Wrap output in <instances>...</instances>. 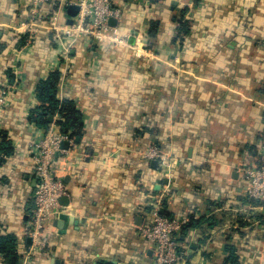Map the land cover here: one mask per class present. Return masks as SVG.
<instances>
[{
    "label": "crops",
    "instance_id": "0c3cea01",
    "mask_svg": "<svg viewBox=\"0 0 264 264\" xmlns=\"http://www.w3.org/2000/svg\"><path fill=\"white\" fill-rule=\"evenodd\" d=\"M113 2L123 11L113 26L145 38L139 55L134 37L128 45L82 40L66 60L48 21L17 30L30 0H0V87L15 85L1 119L13 148L1 156L2 234L14 236L23 264L35 206L30 145L47 129L29 116L39 83L59 70L58 97L76 102L84 124L56 167L71 219L49 221V244L29 264H156L140 230L155 210L188 218L183 264H225L233 243L242 264H264V234L240 221L254 212L244 168L264 143V0ZM153 146L169 155L168 169L146 155Z\"/></svg>",
    "mask_w": 264,
    "mask_h": 264
},
{
    "label": "built area",
    "instance_id": "2783aa9c",
    "mask_svg": "<svg viewBox=\"0 0 264 264\" xmlns=\"http://www.w3.org/2000/svg\"><path fill=\"white\" fill-rule=\"evenodd\" d=\"M49 0H30V10L27 20L22 22L17 30L34 32L36 27L43 26L48 21L47 27L53 31L61 54L69 60L71 49L80 40H89L94 44L102 42L128 45L134 37L132 47L139 55L145 38L141 33H123L113 26L111 19H121L123 11L114 5L113 0H61L58 10L54 11L50 20L43 18V6ZM75 4L79 7L78 13L73 17L74 22L67 24L60 21L62 14L66 13L68 5ZM68 16V15H67ZM69 18V17H68ZM68 62V61H67ZM15 89V85L5 83L0 87V132L1 119L9 98ZM57 115L54 117L57 119ZM38 136L30 145L31 162L36 175L34 189L35 206L32 211V220L27 231L32 243L27 252L23 264H29L32 253L43 251L49 244V221L64 212L66 205L61 198L67 194L65 182L56 171L57 164L64 155L69 154V147L62 146L64 141L70 145L74 143V137L68 132L61 131L59 125L52 123L47 129H40ZM2 137L0 136V143ZM147 156L159 160L161 169H168L171 160L169 155L151 147ZM6 157V154H1ZM244 175L248 183V195L257 200L258 206H251L254 212L264 211V143L259 149V160L244 168ZM187 217H170L155 210L153 219L141 227V232L153 247L156 264H183L186 260V250L179 240V234L188 223Z\"/></svg>",
    "mask_w": 264,
    "mask_h": 264
},
{
    "label": "trees",
    "instance_id": "16d2710c",
    "mask_svg": "<svg viewBox=\"0 0 264 264\" xmlns=\"http://www.w3.org/2000/svg\"><path fill=\"white\" fill-rule=\"evenodd\" d=\"M158 1V0H157ZM56 3V0H53ZM47 5V3H46ZM45 6V5H44ZM43 6V8H44ZM53 10V11H52ZM54 8L49 10L50 12H43V18L45 20H50L52 13L54 12ZM52 11V12H51ZM176 23L179 24V27L185 25L186 22L180 19V17L176 16L174 18ZM154 24H156L154 22ZM155 25L152 26L151 34L155 35V30L153 29ZM178 30V28H177ZM176 40L178 39V31L176 34ZM23 41V39L21 40ZM82 41V40H80ZM61 79V72L59 70L52 71L49 76L42 80L38 86V97L40 100V104L36 107L30 114L29 119L33 123L42 126L44 128H48L51 124V117L58 116L56 119V123L59 125L60 129L64 133H70L73 137H80L83 135L84 124L82 121V112L77 108L76 102L73 99H63L61 100L58 97L59 83ZM0 136L3 137V141L0 143V164L3 162L1 159V154L3 153H11L13 148L8 140L7 134L3 131ZM250 198V197H249ZM251 206H258V201L250 198ZM242 216V215H241ZM251 221L243 222V217L240 220L244 223V226L250 225L253 227L251 232L256 233V236L259 235V232L263 233L264 228V214L259 212H253L250 215ZM259 223V226H256L257 230L255 231L254 225L255 223ZM241 223V225H243ZM190 224H186L184 229H187ZM236 233L240 235H247L246 231L243 232L241 229L236 230ZM262 238H260L261 240ZM259 240V241H260ZM229 255L225 259V264H242L241 257L237 254L238 246L236 243L231 244L229 247ZM0 252L4 253L6 257L7 264H22L20 262V254L17 251V241L13 235L2 234L0 230Z\"/></svg>",
    "mask_w": 264,
    "mask_h": 264
},
{
    "label": "water",
    "instance_id": "95a60500",
    "mask_svg": "<svg viewBox=\"0 0 264 264\" xmlns=\"http://www.w3.org/2000/svg\"><path fill=\"white\" fill-rule=\"evenodd\" d=\"M78 10H79V7L77 5H75V4H73V5H71L69 7V10H68V16H69V18L66 21L67 24H72L74 22L73 17H75L77 15ZM113 22H114L113 19H111V23L112 24H113ZM50 120H52V117L50 118ZM63 144L66 147L69 146L68 141H64ZM67 219H71L70 215H68L67 213L60 214V218L58 220L59 226H62V221L67 220Z\"/></svg>",
    "mask_w": 264,
    "mask_h": 264
}]
</instances>
